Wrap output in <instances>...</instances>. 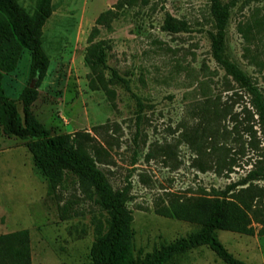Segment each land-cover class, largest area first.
Instances as JSON below:
<instances>
[{
    "label": "rangeland",
    "instance_id": "rangeland-1",
    "mask_svg": "<svg viewBox=\"0 0 264 264\" xmlns=\"http://www.w3.org/2000/svg\"><path fill=\"white\" fill-rule=\"evenodd\" d=\"M18 1L29 13L36 10L37 0ZM119 1L53 0L43 28L46 76L33 78L32 53L22 48L13 70L2 72V85L22 116L23 91L37 87L32 115L52 137L80 136L113 187L128 190L133 255L140 264L200 230L157 213L169 198L227 192L264 213V179H247L264 166V137L248 96L212 56L209 0H138L118 9ZM222 2L230 7V60L264 94V0ZM110 9L119 15L110 27L98 26L95 41L106 42L105 77L116 72L130 87L111 86L113 97L90 88L85 63L96 20ZM29 142L7 135L0 122V236L27 230L32 264H92L93 243L105 226L102 212L72 178L52 190ZM64 206L70 218L62 221ZM253 227L252 235H216L235 258L264 264L262 225L254 221ZM166 264L225 263L202 246Z\"/></svg>",
    "mask_w": 264,
    "mask_h": 264
},
{
    "label": "trees",
    "instance_id": "trees-1",
    "mask_svg": "<svg viewBox=\"0 0 264 264\" xmlns=\"http://www.w3.org/2000/svg\"><path fill=\"white\" fill-rule=\"evenodd\" d=\"M138 0H120L118 9L133 7ZM213 30L209 32L211 53L214 60L248 96V102L258 117L264 137V94L244 70L232 62L228 53V28L230 7L222 0H209ZM53 0H37L36 10L29 13L18 0H0V122L7 135L29 139L28 147L33 155L37 171L47 180L52 190L63 187L72 178L90 195L105 218L103 231H99L91 249L92 264H137L133 255V213L127 208L128 190L115 189L106 173L97 166L94 155L80 136L62 134L52 137L49 130L31 113L30 106L38 98L37 87H27L22 95L24 115L18 110L17 101L7 97L2 85V72L15 67L22 48L32 53L31 75L39 79L46 76L49 58L43 50V28L52 16ZM119 12L108 10L99 15L89 37L85 63L89 67L92 90H103L110 97L116 95L111 86L121 84L130 89L127 81L114 72L111 79L105 77L107 46L103 40L95 41L100 33L98 26L110 27ZM170 31L177 29L168 28ZM250 34L251 29L245 28ZM248 38V36H247ZM98 156L99 150L92 146ZM262 163V162H261ZM264 179V166L249 172L247 179ZM246 181V180H245ZM163 217L176 218L200 226V230L161 247L140 264H166L176 255L194 248L207 246L225 264H246L235 258L219 241L217 230L252 235L253 223L262 225L264 213L245 200H238L228 193L222 196L169 198L168 205L158 208ZM60 218H70L64 206ZM0 264H32L30 237L27 230L0 236Z\"/></svg>",
    "mask_w": 264,
    "mask_h": 264
},
{
    "label": "water",
    "instance_id": "water-1",
    "mask_svg": "<svg viewBox=\"0 0 264 264\" xmlns=\"http://www.w3.org/2000/svg\"><path fill=\"white\" fill-rule=\"evenodd\" d=\"M34 86H33V84L31 85V88H33Z\"/></svg>",
    "mask_w": 264,
    "mask_h": 264
}]
</instances>
